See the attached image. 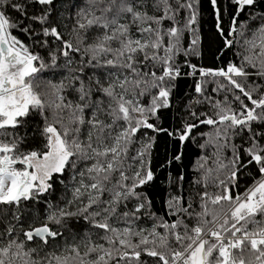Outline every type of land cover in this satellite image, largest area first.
I'll use <instances>...</instances> for the list:
<instances>
[{
	"label": "snow or ice",
	"instance_id": "snow-or-ice-1",
	"mask_svg": "<svg viewBox=\"0 0 264 264\" xmlns=\"http://www.w3.org/2000/svg\"><path fill=\"white\" fill-rule=\"evenodd\" d=\"M0 264H264V0H0Z\"/></svg>",
	"mask_w": 264,
	"mask_h": 264
}]
</instances>
